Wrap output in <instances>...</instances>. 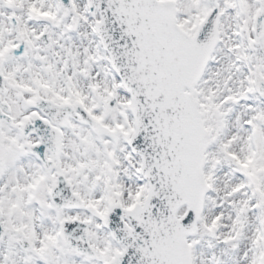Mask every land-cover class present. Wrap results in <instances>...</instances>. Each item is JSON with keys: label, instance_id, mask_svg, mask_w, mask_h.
I'll list each match as a JSON object with an SVG mask.
<instances>
[{"label": "snow or ice", "instance_id": "snow-or-ice-1", "mask_svg": "<svg viewBox=\"0 0 264 264\" xmlns=\"http://www.w3.org/2000/svg\"><path fill=\"white\" fill-rule=\"evenodd\" d=\"M0 264H264V0H0Z\"/></svg>", "mask_w": 264, "mask_h": 264}]
</instances>
